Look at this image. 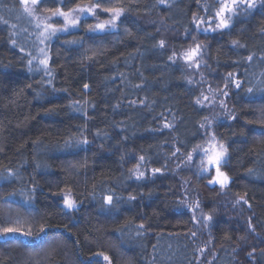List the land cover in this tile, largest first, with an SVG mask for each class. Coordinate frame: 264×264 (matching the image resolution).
<instances>
[{"label":"trees","instance_id":"obj_1","mask_svg":"<svg viewBox=\"0 0 264 264\" xmlns=\"http://www.w3.org/2000/svg\"><path fill=\"white\" fill-rule=\"evenodd\" d=\"M89 2L73 0L68 6ZM211 3L101 0L102 7L124 8L117 31L60 34L51 43L48 85L49 77L28 72L26 49L21 52L11 43L14 23L27 22L19 0H0V174H16L0 180V228L31 226L35 233L44 224L48 229L39 238H20L23 243L0 239V264H103V257L94 255L100 252L111 264H197L193 224L181 205L184 176L176 164L186 158L182 153L202 143L200 125L208 111L196 104L199 91L186 68L169 59L158 32L143 22L157 17L179 37L192 31L194 14L211 16L205 12ZM55 6L54 0H43L41 10ZM262 27L264 14L257 10L235 17L231 29L207 34L205 40V66L216 82L222 86L229 72L243 82L241 89L231 83L225 88L226 106L236 119L215 128L229 143L224 169L229 186L222 190L204 177L192 179L203 210L213 215L212 264H264L259 259L264 249V136L259 135L264 93L245 92L264 87ZM75 36L84 37L83 46L63 43ZM232 40L246 47H235ZM250 54L253 60L247 61ZM166 123L172 127L165 128ZM84 138L87 145L74 146ZM66 141L73 146L65 147ZM176 148L181 152L172 156ZM141 155L145 176L135 180L130 162ZM154 168L161 172L153 174ZM249 168L257 174L248 175ZM20 191L32 195L30 204L19 195L7 199L9 192ZM65 193L77 205L71 211L62 207ZM108 194L117 207L104 203ZM130 195L136 199L129 200ZM241 196L252 205L246 217L234 215L232 208ZM249 217L255 232L248 231ZM253 247L257 259L250 262L247 253Z\"/></svg>","mask_w":264,"mask_h":264},{"label":"snow or ice","instance_id":"obj_2","mask_svg":"<svg viewBox=\"0 0 264 264\" xmlns=\"http://www.w3.org/2000/svg\"><path fill=\"white\" fill-rule=\"evenodd\" d=\"M57 6L55 7H46L43 9L44 12L48 13V15L41 18L37 15L43 6V0H19V3L22 4L23 12L32 20H35V32L36 41L43 47L39 48V55L34 56L31 52L27 53L30 57L27 60V70L30 73L33 72H42L44 76L49 77V79L44 82L48 85L52 84V69L49 66V61L51 59L49 52L51 48V41L54 38H59L60 34H75L81 28L83 23V19H87L88 17L95 18L99 20V15L101 13L108 14L109 18L96 23H90L86 28L83 29L85 34L90 33H102L105 30H115L117 27V21L120 19L122 14L124 13L123 7L111 6V7H102L101 0H90L89 3L82 4L76 3L74 7H69V3H72L73 0H54ZM159 3H165V0H158ZM67 9V10H65ZM214 9V11H212ZM259 11L261 14H264V0H212V3L205 8V12H212L209 17H200L194 14V24L195 30L197 32H208V31H221L229 30L232 27L233 21L235 17L238 16H252L256 11ZM4 24H8L7 20H3ZM201 25H207V27H201ZM12 27H15L14 25ZM261 32L264 33V27L261 28ZM192 40L195 42L196 37L192 36ZM11 43L15 46L16 41L12 40ZM63 43L67 46L79 45L83 46L84 37L83 36H75L73 39L64 40ZM231 44L235 47L244 48L245 44L241 43L239 40H232ZM164 41H160V46L163 47ZM21 52H24V49H20ZM175 53L173 54V56ZM202 55V45L200 43H194V46L189 47L184 53L183 58L188 62V67H199L200 63L197 59L198 56ZM170 60L173 59L172 56L169 57ZM247 61L253 60V55L250 54L245 58ZM264 61V56L260 58ZM34 61L36 62L34 64ZM264 75V73H262ZM234 84L236 89H241L243 87V82L239 79L233 78V73H227V77L224 79V87L227 88L229 84ZM31 87V85H28ZM89 86L87 84L84 85V88L87 89ZM57 91L55 87H53V92ZM66 91V90H64ZM255 92L264 93V87H247L245 89L246 93L252 94ZM221 95L227 97L229 93L227 91L220 90ZM39 95V94H38ZM203 95V94H202ZM215 97H213L214 99ZM209 97L204 96L203 100L197 99L196 104L204 106L203 101L208 100ZM220 106L225 108L226 114L230 119L235 120L236 116L230 110H227V106L225 101H219ZM75 102L73 104L68 105V107H74ZM118 107V105H117ZM75 111H81L80 108L75 107ZM52 111V109H49ZM216 118L214 117L213 120ZM213 120H208L205 118V123L200 125L201 128L205 129V133L208 135V139L203 143H198L193 146L191 152L182 153V155L186 156V160L184 161L186 164L193 160V154H199V164L197 165V172L195 173L197 178H203L204 174L214 173L210 179H208L209 185H219L220 189H225L229 186L231 182V177L228 174V171L224 170L228 167L229 162V146L225 144L222 140L217 138V134L214 131H211ZM165 128H170L172 125L166 123L164 125ZM262 131L259 135L264 136V122L261 123ZM99 135V133H97ZM241 136L245 135V133L241 132ZM89 141L84 139L75 140L74 146L87 145ZM207 145V146H205ZM73 144L69 141L65 142V147H72ZM180 148H176L171 155L176 156L177 153H180ZM123 159V157H121ZM139 162L136 164L135 169H129L130 173L135 175L137 180L144 178L145 173L139 171L141 167V163L143 162L145 157L140 156ZM41 167V165L37 164V168ZM153 174L160 173V168L152 169ZM138 173V174H137ZM247 174L252 176L256 175V170L253 168H249L247 170ZM16 175L11 170H9L8 175L0 174V180H10L13 176ZM113 190H109L111 193ZM35 189L31 190V193L34 194ZM21 196L23 198V204H30L32 201V195H25L23 191L17 192H9L7 194V199L12 200L15 196ZM245 195H247L245 193ZM104 203L111 206L117 207V204H114V197L112 194L105 195L103 197ZM116 201L120 200V197L115 198ZM129 200H135L136 197L134 195H130L128 197ZM243 201L244 204L248 205V208L251 209L252 205L248 202L244 196H241L236 203L239 204ZM63 205L66 209L76 208L77 205L73 199H71L70 195H63ZM181 205L188 208L193 212L192 219L195 220V210L200 208L199 202H195L193 204H188L185 201H181ZM205 220L211 221V216H205ZM252 217L248 218L247 225L248 231L255 232V226L252 224ZM65 227H67L65 225ZM141 228L144 225H140ZM48 229L44 224H41L38 228V231L34 233V230L31 226H29L26 230L20 227L15 226H5L0 228V239L7 241L9 238L20 239V238H32L34 235L39 238L41 234H46ZM193 237L196 236V233L193 232L191 234ZM257 235H259L257 233ZM240 239H244L241 237ZM20 242L23 243L24 240L20 239ZM264 243V241H261ZM54 251V250H53ZM52 253L49 252L48 255ZM94 255L102 256L105 261H108L111 264V259L108 255H105L103 252L95 253ZM247 258L249 261L257 259L256 257V248L253 247L251 251L247 253ZM259 259L264 260V249L260 250ZM38 264V262H37Z\"/></svg>","mask_w":264,"mask_h":264},{"label":"rangeland","instance_id":"obj_3","mask_svg":"<svg viewBox=\"0 0 264 264\" xmlns=\"http://www.w3.org/2000/svg\"><path fill=\"white\" fill-rule=\"evenodd\" d=\"M20 5L22 8L24 7L22 4H20ZM37 15L40 16L41 18H43L44 16L48 15V13H46L40 9V11L37 13ZM124 17H125V12L122 14L120 19L117 21V27L115 30H105L102 33L117 31L118 25ZM108 18H109L108 14H104V13H101L99 15V20H96L95 18H92V17H88L87 19H83V23H82L80 29L86 28L87 25L90 23L102 22ZM143 23L147 26L154 28L158 32L162 41H164V46L169 50L170 55L173 57L172 60L175 63L181 64L186 68L189 76L191 77V79L194 83V86L199 91V99L203 100L204 96L209 97L208 100L203 101V104H204L203 107L208 111V116H207L208 120H213L214 117L216 118L215 120H213V125H212V129H211V131H214L216 133L215 128L218 124H220L224 121L225 122L230 121L229 116L226 114L225 108H222L220 106V103H219V101H221V100L225 101L224 96L221 95V93H220L221 89H223V91H225L224 84L221 86V84L216 82V80L213 78V76L208 73V70L205 66V64H206V62H205V58H206L205 40L207 38V34L210 35L212 33L218 32V31H211L210 30L206 33L202 32V31L197 32L195 30V24H193L192 31H190L188 34H183V35L178 37L175 34L174 30H172L169 27H167L166 25H164V23L160 19H158L157 17H155V19L150 20L148 22L144 21ZM14 26H15V27H13V30H14L13 33L14 34H12V35L14 36V40L16 41V44H18L21 48L24 47L28 53L31 52L32 55L38 56L39 55V48L43 47V45H40L38 43V41H36L35 32L37 30L35 29V20H32L31 18H29L27 16V22L26 23L23 24V23L16 22V23H14ZM201 27L202 28L207 27V25H201ZM97 34H99V33H97ZM192 36L196 37L195 42L192 40V38H191ZM53 40L51 41V43L53 42ZM194 43H200L202 45V55L197 57V59L199 60V63H200V66L198 68L195 67V65H193L192 67H188V62L183 58V53L189 47L194 46ZM174 53H175V55L173 56ZM49 55H50V52H49ZM35 63L36 62L34 61V64ZM34 73L35 74L41 73L43 75L42 72H34ZM213 97H215V98L213 99ZM227 110H230V109L227 108ZM204 123H205V121H204ZM203 133H204V139H203L202 143L209 138L208 135L205 133L204 128H203ZM217 138L222 140L225 144L229 145V143L224 141L220 136L217 135ZM205 146H207V145H205ZM199 158H200L199 154L194 153L193 154V160L191 162L186 164L184 162L186 160V158H185L184 160H182V162L176 164L177 165L176 169H178L179 174L181 176L182 175L184 176V178H182V179H184V182L182 181V183L185 185V189H184L185 193H183V200L182 201H185L188 204H193V203L198 201L200 204V208L195 210V216H196L195 220L192 219L193 212L190 211L188 208L183 206V209H185V211L190 215V218H191V221L193 224V232L196 233V236L192 237V238H193V241H194L195 246H196L197 258H198L197 264H212L213 258L215 256L213 246H212V242L210 239L211 238L210 231H211V227L213 225L212 224L213 215H211L210 213H207L203 210V202L200 201L203 199V198H201L202 194L200 193V191H198L196 189L197 186L192 183V179L195 180L196 182L199 181V179H201V178H197V176L195 174L197 172V165L199 164ZM138 162H139V160L136 158L134 159V161L130 162L131 169H135V166ZM139 171H142L145 173V169L142 166V163H141V167H140ZM213 174L214 173H209V174L203 175V177L207 180V182H206L207 184H208V179H210ZM131 175H132V178L137 180L133 173H131ZM210 186L213 187L215 185H210ZM216 186L220 189L219 185H216ZM65 194H68V193H65ZM63 195H62V207H63V209L66 211L73 210L74 208L73 209H66L64 207ZM68 195H70V194H68ZM238 199L239 198L234 200V203L232 206V208H234V211H235L234 215L241 216V214H242V216L246 217L248 215V206H247V204H244L243 201H241L239 204H237L236 201ZM239 211H240V214H239ZM205 216H211L212 217L211 221L205 220L204 219ZM244 217H242V218H244ZM99 260H101L103 262V264H106V261L103 258H100Z\"/></svg>","mask_w":264,"mask_h":264}]
</instances>
